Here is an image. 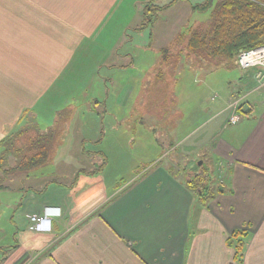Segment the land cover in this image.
<instances>
[{
  "label": "crops",
  "instance_id": "1",
  "mask_svg": "<svg viewBox=\"0 0 264 264\" xmlns=\"http://www.w3.org/2000/svg\"><path fill=\"white\" fill-rule=\"evenodd\" d=\"M136 3L0 0V141L26 118L46 131L68 113L59 124L63 133L73 129L80 133L89 120L95 126L100 121L99 136H81L79 142L83 155L99 157L83 150L101 140L109 103L114 105L123 96L118 86L124 79L128 88L133 79L137 83L140 68L142 77L147 73L137 63L140 50L148 55L154 49L159 17L153 26L142 27L144 10ZM92 61L88 69L85 65ZM151 70L146 80L152 77ZM251 70L253 82L239 105L231 108L229 100L219 112L210 109L214 110L210 120L222 121L214 124L208 138L183 148L193 152L209 140L213 167L222 179L218 186L210 183L206 203L201 192L196 194L187 185L194 174L179 178L160 165L164 156L158 142L157 155L151 158L158 164L123 187L97 189L95 204L78 216L66 208L65 198L32 209L29 223L35 239L31 243L17 239V246H9L0 256V264H264V83ZM132 92L126 96L131 98ZM235 112L245 118L231 124ZM151 131L156 134V127ZM90 177L83 175L78 181L94 180L87 181ZM49 182L44 185L47 192L52 188ZM45 207L60 208L61 216L52 220L50 231L39 232L31 218L41 217ZM240 230L249 235L237 263L228 239Z\"/></svg>",
  "mask_w": 264,
  "mask_h": 264
},
{
  "label": "rangeland",
  "instance_id": "2",
  "mask_svg": "<svg viewBox=\"0 0 264 264\" xmlns=\"http://www.w3.org/2000/svg\"><path fill=\"white\" fill-rule=\"evenodd\" d=\"M170 1L172 0H137L136 3L139 10L150 9L148 12L152 19L157 20L159 17L154 29V49L149 51L148 55L142 54L144 51L140 50L137 56V63L145 66L148 75H151V69L158 64V51L161 50L159 48L168 47L177 34L188 35L194 26L206 24L218 0H213L212 7L204 12L192 8L206 3L207 0H187L166 14L159 15V7ZM94 62L85 66L89 69ZM141 73L140 68L137 76L139 80L136 83L133 79V83L129 85L131 88L127 87L124 79L122 87L118 86L119 91L122 88L123 96L119 101L117 98L114 105L109 103L104 129L102 128V140L95 145H89L87 149L99 157L91 158L81 153V136L88 139L99 136L100 121L95 126V123L89 120L85 131L81 129L78 133L73 129V132H61V144L59 140L53 160L48 165L29 173L11 176L0 174L1 258L9 246L15 245L17 239L29 243L35 239L32 225L29 223L32 209L47 202L54 204L65 198L63 202L66 203V208L71 209L73 216H78L81 210L95 204L98 198L97 189L109 192L115 187H123L135 176L158 164L159 161L153 163L151 160L157 155L155 147L158 142L162 143L164 156L160 165L168 168L173 175L179 178H185L186 173L200 175L205 177L208 183L216 186L220 184L222 175L218 170H214L215 159L211 157L209 140L197 145L193 152L184 151L183 148L203 137L208 138L209 131L215 127L214 124L222 121L221 118L211 121L214 110L210 109L214 108L219 112L229 104V100L239 105L238 100H242L251 86L250 82H253V70L243 71L237 64H233L207 74L184 66L171 85L164 84V90L169 93L160 98L158 94L164 87L156 89V86L149 84V77L147 80L144 78L147 73L143 77ZM248 84L250 85L247 87ZM130 90L133 91V96L128 98L126 95ZM218 105L219 107L215 108ZM227 115L225 114L223 119ZM239 115L245 118L240 112ZM74 119L72 117L71 121ZM154 127L157 129L156 134L151 131ZM172 146H176L175 150H169ZM94 169H97L96 173ZM80 171L82 174L94 172L95 174L86 179L94 180L75 181V176ZM191 179L193 180V177ZM50 180L58 183H50ZM48 182L52 188L47 192L44 185Z\"/></svg>",
  "mask_w": 264,
  "mask_h": 264
},
{
  "label": "trees",
  "instance_id": "3",
  "mask_svg": "<svg viewBox=\"0 0 264 264\" xmlns=\"http://www.w3.org/2000/svg\"><path fill=\"white\" fill-rule=\"evenodd\" d=\"M178 1L187 0H172L159 7L158 11L168 10ZM212 5L213 0H207L206 3L193 7L192 10L204 12ZM148 11L150 9L143 12L142 27H151L156 21L149 16ZM260 45H264V0H218L206 24L194 26L188 35L177 34L168 47L159 51L160 59L149 79L150 83H147L156 86V89H161L164 84L171 85L184 66L208 74L233 64L238 65L237 55L241 51ZM164 89L165 87L160 90L159 98L169 93ZM67 115L68 113L61 115L58 125L46 131H42L36 123L29 122L24 115L20 119L21 122L26 118L24 124L0 141V174L11 176L17 173H29L51 163L54 151L59 145L60 134L63 132L59 124L66 121ZM103 133L102 129L101 140ZM83 152L89 154L85 149ZM95 173L82 174L80 171L75 181H78L81 174L89 176ZM54 183L58 182L54 181ZM187 185L196 194L201 192V199L204 203L207 202L209 194L205 191L210 192V183L205 177L196 175ZM0 188H2L1 182ZM248 235V232L240 230L235 231L228 239V245L235 249L237 263L242 261ZM14 246H17V242Z\"/></svg>",
  "mask_w": 264,
  "mask_h": 264
},
{
  "label": "built area",
  "instance_id": "4",
  "mask_svg": "<svg viewBox=\"0 0 264 264\" xmlns=\"http://www.w3.org/2000/svg\"><path fill=\"white\" fill-rule=\"evenodd\" d=\"M237 63L241 70L256 71L255 78L262 84L264 83V45L257 46L249 50H243L237 55ZM237 103H231V108H235ZM242 116L238 113H234L230 118L231 124H237L242 120ZM61 216V209L58 207H45L42 216L37 215L31 218V222L34 224V229L39 232H45L51 230L52 220L55 217Z\"/></svg>",
  "mask_w": 264,
  "mask_h": 264
}]
</instances>
